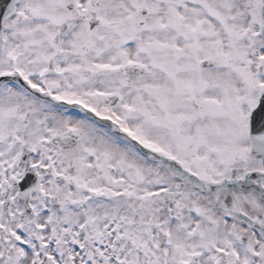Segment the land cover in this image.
I'll return each mask as SVG.
<instances>
[{"label": "snow or ice", "instance_id": "1", "mask_svg": "<svg viewBox=\"0 0 264 264\" xmlns=\"http://www.w3.org/2000/svg\"><path fill=\"white\" fill-rule=\"evenodd\" d=\"M0 264H264V0H0Z\"/></svg>", "mask_w": 264, "mask_h": 264}]
</instances>
